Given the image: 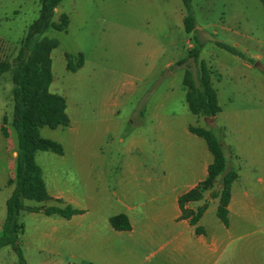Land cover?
<instances>
[{
  "label": "crops",
  "instance_id": "obj_1",
  "mask_svg": "<svg viewBox=\"0 0 264 264\" xmlns=\"http://www.w3.org/2000/svg\"><path fill=\"white\" fill-rule=\"evenodd\" d=\"M210 119L215 122L216 118ZM150 121L153 146L146 136L131 139L123 150L127 155L134 149L151 151L153 161L128 159L113 168L103 146L109 133L118 129L116 118L95 122V141L88 137L90 124L74 147L58 135L63 127L41 129V136L60 143L64 154L36 152L52 199L26 204L72 207L80 214L67 219L21 212L27 264H47L48 260L62 264H264V117L240 116L239 130L224 141L231 151L230 167L239 171L231 190L228 225L218 216L217 199L196 226L182 218L179 199L208 178L214 162L207 141L191 131L193 125L166 120L157 111ZM7 132L6 136L0 128V236L15 188L9 181L15 178L18 155V138L14 131ZM206 200L187 207L196 211ZM118 215L128 218L130 230L114 228L111 219ZM6 248L0 249V264H4L1 254Z\"/></svg>",
  "mask_w": 264,
  "mask_h": 264
},
{
  "label": "rangeland",
  "instance_id": "obj_2",
  "mask_svg": "<svg viewBox=\"0 0 264 264\" xmlns=\"http://www.w3.org/2000/svg\"><path fill=\"white\" fill-rule=\"evenodd\" d=\"M192 7L196 36L204 43L200 62L214 72L212 82L222 110L215 122L191 113L184 87L186 65L176 66L195 45L194 35L184 28L187 11L182 0H64L58 6L53 22L59 24L67 16V29H49L40 39L59 43L51 53L50 91L67 100L70 126L57 133L69 146L80 144V133L90 124L88 137L95 141V122L116 118L118 129L109 133L103 146L110 168L128 159L150 163L151 151L134 149L127 155L123 149L131 139L146 136L152 145L150 117L156 111L166 120L212 129L223 143L239 130L240 116L264 117V6L260 0H192ZM40 9L41 0H0L1 63L13 64ZM217 42L235 47L248 59ZM81 54L84 66L75 73L68 71L66 56L77 65ZM190 63L197 79L198 64ZM12 90L10 69L0 76V128L5 126L17 137L12 130ZM111 173L115 176V171ZM1 257L4 264H19L11 246Z\"/></svg>",
  "mask_w": 264,
  "mask_h": 264
},
{
  "label": "trees",
  "instance_id": "obj_3",
  "mask_svg": "<svg viewBox=\"0 0 264 264\" xmlns=\"http://www.w3.org/2000/svg\"><path fill=\"white\" fill-rule=\"evenodd\" d=\"M64 0H41L38 19L29 27L21 48L13 64L0 62V76L12 70L13 82V115L12 126L18 138V155L16 160L15 178L9 181L14 185V192L7 202V218L3 233L0 236V249L11 246L15 251L19 264H27L23 249L22 235L25 226L20 222L23 211L43 212L47 215L58 214L67 219L80 214L72 207H30L28 200L49 202L52 198L48 194L41 167L36 162L37 151H53L64 154L63 146L53 140L43 138L41 129L50 127H69L70 119L67 114V100L54 94L50 87L54 80L51 53L58 48L55 39H40L49 29L65 31L69 25V18L64 16L59 24L53 22L55 10ZM187 11L184 18V28L187 34H193L195 45L188 51V55L177 62L176 66L186 65L184 87L187 89V103L191 113L206 118H214L221 113L217 91L213 86L214 72L204 63L200 56L204 43L196 36L197 24L193 14L192 0H182ZM264 6V0H260ZM217 45L243 59L246 55L233 46L217 42ZM68 71L77 72L84 65V56H79V63L74 65L72 56L67 55ZM193 61L198 64L197 79L190 71ZM196 135L204 138L214 156V162L209 168L208 178L190 192L179 199L182 218L196 226L213 200L219 201L218 216L225 225L229 224V204L233 184L239 179V171L230 167L231 151L212 129L190 127ZM2 131L7 136L5 126ZM219 185H222L219 189ZM206 196L208 199L206 200ZM205 201L196 211L189 210L188 205ZM117 230L131 229L130 222L125 215H118L111 219ZM201 234L202 230L197 229Z\"/></svg>",
  "mask_w": 264,
  "mask_h": 264
},
{
  "label": "water",
  "instance_id": "obj_4",
  "mask_svg": "<svg viewBox=\"0 0 264 264\" xmlns=\"http://www.w3.org/2000/svg\"><path fill=\"white\" fill-rule=\"evenodd\" d=\"M221 186H222V185H219V187H218V188L220 189V188H221Z\"/></svg>",
  "mask_w": 264,
  "mask_h": 264
}]
</instances>
